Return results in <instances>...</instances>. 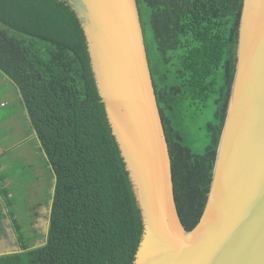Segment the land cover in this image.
Listing matches in <instances>:
<instances>
[{
  "label": "trees",
  "instance_id": "trees-1",
  "mask_svg": "<svg viewBox=\"0 0 264 264\" xmlns=\"http://www.w3.org/2000/svg\"><path fill=\"white\" fill-rule=\"evenodd\" d=\"M135 1L174 204L190 232L210 188L243 0ZM0 78L11 85L54 176L45 243L30 248L13 222L22 252L0 256V264H132L142 236L140 211L83 30L66 2L0 0ZM208 106L211 119L201 128L204 147L196 154L186 128ZM13 113L11 106L8 117Z\"/></svg>",
  "mask_w": 264,
  "mask_h": 264
},
{
  "label": "water",
  "instance_id": "water-1",
  "mask_svg": "<svg viewBox=\"0 0 264 264\" xmlns=\"http://www.w3.org/2000/svg\"><path fill=\"white\" fill-rule=\"evenodd\" d=\"M62 1L83 30L140 211L142 236L132 264H264V0L242 2L235 73L210 188L190 232L174 204L136 1Z\"/></svg>",
  "mask_w": 264,
  "mask_h": 264
},
{
  "label": "crops",
  "instance_id": "crops-1",
  "mask_svg": "<svg viewBox=\"0 0 264 264\" xmlns=\"http://www.w3.org/2000/svg\"><path fill=\"white\" fill-rule=\"evenodd\" d=\"M5 81L0 78V82ZM9 95L14 98L13 89H10ZM15 102L14 98V103H11L14 112L12 116L7 115L0 121L1 123L15 117L19 120L18 124L12 125L8 130L11 136L12 134L17 136L15 140L9 138L7 142L3 141L9 135L5 133V129L3 136H0V174L5 176L3 183L0 184L1 255L20 251L13 222L17 223L20 230H23L22 228L27 224L26 231H29L25 232L24 236H29L30 248L45 243L54 188V176L43 160V154L26 113L22 108L17 107ZM7 103L10 104V101H5L3 106L0 103V107H5ZM12 121L17 123V120ZM28 173H31L30 182L25 178V174ZM22 204L24 207H19Z\"/></svg>",
  "mask_w": 264,
  "mask_h": 264
},
{
  "label": "rangeland",
  "instance_id": "rangeland-1",
  "mask_svg": "<svg viewBox=\"0 0 264 264\" xmlns=\"http://www.w3.org/2000/svg\"><path fill=\"white\" fill-rule=\"evenodd\" d=\"M5 82H0V103H1V106H3L5 104V101L9 100L10 104L7 103V105L5 107H0V121L3 120V118H2L3 115H4L3 117H5L6 115L9 114L10 109H11V103H14V98H12V96L9 95L10 89H12V87L7 81H5ZM4 86H7V87H4ZM211 113H212V109L210 106H208L207 109L199 117H197L196 120H194L192 123H190L188 125V127L186 128V132L188 133V136H189L190 141H191L190 142V148L196 154H200L203 151L204 141H203V131L201 128L211 119ZM12 120H17V123L13 122ZM18 122H19V120L17 117H15L13 119L8 118L6 121L1 122L0 123V131H1L0 136H3V130L4 129H5V133H9L8 130L11 128V126L18 124ZM9 138H13L15 140L17 138V136L13 135V134L11 136L9 133V135L6 136L3 139V141L8 140ZM17 141H19V140H17ZM30 175H31V173L25 174V178H27L28 182L32 181V178H29ZM33 177H34L33 182H35L36 181L35 175H33ZM2 183H3V181L2 182L0 181V184H2ZM19 207H24V206L22 204ZM25 225H26V227H23L22 228L23 230H21V232H23V235L25 232L27 233L29 231V230L26 231L27 224H25ZM24 237H25L24 238L25 242L29 240V236L26 235ZM29 245H31V244H29ZM0 251H2V250H0Z\"/></svg>",
  "mask_w": 264,
  "mask_h": 264
}]
</instances>
